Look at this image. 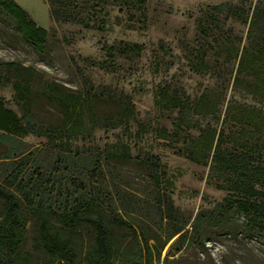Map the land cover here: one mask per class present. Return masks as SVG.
<instances>
[{
  "label": "rangeland",
  "instance_id": "rangeland-1",
  "mask_svg": "<svg viewBox=\"0 0 264 264\" xmlns=\"http://www.w3.org/2000/svg\"><path fill=\"white\" fill-rule=\"evenodd\" d=\"M16 2L49 35L38 50L0 12V62L33 67L85 99L84 112L61 114L34 95L30 111L42 134L0 138V184L20 198L32 264L43 259L32 209L56 215L85 263L94 228L78 220L68 227L62 216L88 207L105 213L117 244L130 253L140 226L161 242L184 227L155 264H264V225L247 218L233 191L217 186L228 184L221 171L210 173L222 131L223 151L245 149L248 161L264 163L259 30L255 55L244 47L258 0ZM223 4L237 13L212 9ZM15 80L0 64V99L22 119ZM127 106L134 114L126 120Z\"/></svg>",
  "mask_w": 264,
  "mask_h": 264
},
{
  "label": "trees",
  "instance_id": "trees-1",
  "mask_svg": "<svg viewBox=\"0 0 264 264\" xmlns=\"http://www.w3.org/2000/svg\"><path fill=\"white\" fill-rule=\"evenodd\" d=\"M49 2L52 7V0ZM257 4L258 6L254 9L251 17L248 45L244 46L246 54H250L252 57L256 53L253 45L257 40L258 30L260 47L264 48V37H262L264 33L262 32L264 30V0H258ZM212 9L219 13H223L225 10H228L232 15L237 13V10L231 12L232 6L228 4L213 6ZM51 11L52 17L56 18L55 11ZM0 12L13 19L17 32L24 40H28L36 49H42L45 38L49 35L48 30L37 26L15 0H0ZM130 49V45H127L124 50ZM246 54L240 60L238 76L243 72ZM0 64L14 74L16 97L24 111L23 118L19 119L15 112L5 108L0 99V138L3 141H14L17 137L25 136L29 130L38 135L42 134L34 125L35 118L30 111L34 95L57 104L61 114H68L70 110L84 112L85 99L79 93L75 91L69 93L58 88L56 83L45 81L41 73L33 67H25L16 62H0ZM162 91L167 93L169 90L164 88ZM133 114L134 110L127 106L122 116L127 120ZM118 124L120 123H100L97 126L113 127ZM224 135L225 133L222 131L212 157L213 165L210 168V173L214 175L216 171H221L228 184L223 182L217 186L227 191H233L237 196L238 207L246 214L247 218L256 225H264V163L258 162L256 165L248 161L245 149L223 151L221 142ZM194 161L200 162L195 158ZM32 214L38 225L35 250L43 254L42 261L37 264H155V260L161 261L166 245L184 230V227H180L167 241L161 242L158 235L154 237L146 235L145 229L140 226L139 232L134 231L135 252L130 253L121 249L117 244L116 236L106 220L105 213L100 209L88 207L81 214L63 215L62 220L68 227L74 226L78 220L80 223H89L94 228L95 239L86 249L83 259L85 263H83L78 261V252L73 246L70 232L58 227L53 221L56 218L55 214L38 209H32ZM26 223L20 198L10 187L3 183L0 184V264H32L33 253L23 249ZM184 240L185 236L182 234L164 259L165 263L168 262L171 252Z\"/></svg>",
  "mask_w": 264,
  "mask_h": 264
},
{
  "label": "crops",
  "instance_id": "crops-1",
  "mask_svg": "<svg viewBox=\"0 0 264 264\" xmlns=\"http://www.w3.org/2000/svg\"><path fill=\"white\" fill-rule=\"evenodd\" d=\"M16 1V0H15Z\"/></svg>",
  "mask_w": 264,
  "mask_h": 264
}]
</instances>
